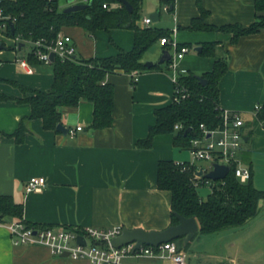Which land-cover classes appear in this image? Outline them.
<instances>
[{
	"label": "crops",
	"instance_id": "obj_1",
	"mask_svg": "<svg viewBox=\"0 0 264 264\" xmlns=\"http://www.w3.org/2000/svg\"><path fill=\"white\" fill-rule=\"evenodd\" d=\"M198 1L209 12L208 24L247 27L255 21V0H173L169 10L164 9L162 0H142L138 25L144 27L143 20L158 12L149 27L169 32L170 40L178 47H187L188 52L182 59H175L174 47L156 42L142 62L159 67L139 73L134 86L129 74L108 75L105 81L114 90L113 126L103 130L89 128L93 106L80 101L75 108L61 110L63 127L68 131L82 128L74 135L45 130L41 120L34 119L26 123L22 143L5 136L30 114L28 104L16 101L23 97L20 87L46 92L53 83V74L51 65H31L27 61L31 49L22 51L29 43L21 42L17 47L13 39L12 45L4 43L5 48L0 50V195L11 196L23 205L25 222L56 228L105 230L121 226L147 231L170 225V194L157 189V164L172 160L196 166L191 152L187 155L193 161L186 157L187 150L173 146L174 134L156 136L150 149L136 147L155 124V110L169 105L174 93L173 72L167 69V61L159 63L164 51L173 59L177 72L196 75L210 71L216 60L227 57V71L218 83L219 107L239 112L243 119L242 132L247 141L239 160L250 169L254 187L264 191V122L255 112L256 106L264 105V29L240 37L235 44L230 42L231 33L187 30L190 21L199 16ZM61 31L72 38L76 56L83 59L115 56L120 50L130 51L134 44V31L129 28L97 31L94 37L79 27ZM212 42L217 43L215 56H200L197 48ZM21 59L32 67V74L19 66ZM2 96L9 99L3 100ZM32 177L46 180L41 192L25 191ZM12 221L15 219L0 217V264H91L53 255L46 247L13 244L5 226ZM231 229L225 244L228 261L264 264V200L259 202L254 218L228 231ZM128 263L172 264L170 260L154 259Z\"/></svg>",
	"mask_w": 264,
	"mask_h": 264
},
{
	"label": "trees",
	"instance_id": "obj_2",
	"mask_svg": "<svg viewBox=\"0 0 264 264\" xmlns=\"http://www.w3.org/2000/svg\"><path fill=\"white\" fill-rule=\"evenodd\" d=\"M126 1L132 8L131 12L118 0H92L91 6L85 10L65 13L64 9H59L58 0H1L3 15L14 20L13 33L10 31V24L4 32L5 37L9 39L26 42L43 39L44 42L50 43L57 33L66 27H79L91 37L101 30L109 32L111 29L129 28L134 31L133 48L128 52L120 50L115 56L106 58L83 59L76 56L75 60L65 62L55 59L51 64L53 83L48 91H32L20 87L23 97L16 101L28 104L30 114L20 121L13 133L4 134L5 136L13 138L16 143H22L27 131L26 123L34 119L41 120L43 129L56 132L57 125L62 121L61 110L75 108L80 101H87L93 106L90 129L103 130L113 126L114 90L113 86L105 81L106 77L119 72L130 75L134 71L141 73L157 69V64L146 68L142 62L143 55L153 44L159 42L160 38L169 37L167 31L138 25L142 0ZM162 2L167 6V10L173 7V0ZM197 7L199 16L190 21L189 26L185 28L187 30L231 33L230 42L235 44L240 37L257 34L264 29V0H255V21L247 27L239 24H208L206 19L209 12L199 1ZM216 45L215 42L202 44L198 54L214 57ZM27 61L31 65L40 64L31 51L27 54ZM169 64L170 60L166 62L167 69ZM227 68L225 57L216 60L210 71L200 75L191 72L179 73L176 87L186 90V98L156 109L155 124L149 127L146 138L136 142V147L150 149L156 136L174 134L173 146L179 150L190 151L191 140L202 139L204 136L201 125L208 131L219 127L222 124V109L219 107L218 83ZM196 76L204 79L206 84H200ZM135 83L131 78V86ZM1 98L9 99L6 96ZM256 117L260 122H264V105L256 112ZM175 125L180 126V129L175 130ZM187 129L190 131L185 133ZM242 161L248 164L246 157H243ZM235 168L236 164H231L229 173L223 180L213 181L210 193L203 200L197 190L207 179H193V172L196 170L194 164L184 162L177 165L172 160L159 161L156 173L157 189L170 194V225L179 223L175 214L194 218L199 227L196 236L198 233L208 235L239 227L254 218L258 213L259 202L264 200V191L254 187L252 177L241 183L235 177ZM195 181L197 185L194 184ZM0 217H10L24 222L27 226L56 228L53 225L25 222L23 205L6 195H0ZM176 240L180 242V245H176L177 250L182 251L193 239L187 245H184L183 238ZM176 240L172 242L175 243Z\"/></svg>",
	"mask_w": 264,
	"mask_h": 264
},
{
	"label": "built area",
	"instance_id": "obj_3",
	"mask_svg": "<svg viewBox=\"0 0 264 264\" xmlns=\"http://www.w3.org/2000/svg\"><path fill=\"white\" fill-rule=\"evenodd\" d=\"M53 1V0H47ZM90 0H71L67 6L88 4ZM1 3V0H0ZM105 8V5L103 6ZM167 10V6L164 8ZM13 19L10 16L3 15V10L0 7V38L5 37L6 31L10 23L13 24ZM151 23L150 18L143 20L144 27H149ZM15 46L21 42L19 39H13ZM31 45V52L40 64L50 66V54L54 55V60L58 59L62 62L73 61L76 57V48L73 44L72 38L59 31L50 43L44 42L43 39L37 41H27ZM160 46L170 45L174 47L175 59H182L184 54L188 52L185 46L178 47L175 42L171 41L169 37H163L159 40ZM19 66L27 73L32 74L33 69L24 59L18 60ZM169 70L173 72L172 80L174 85V93L171 102H179L186 98L187 93L185 89L176 87L177 72L173 59H170ZM138 74L136 71L130 74L134 82H137ZM260 109V106L255 107V112ZM222 124L215 130L208 131L203 125L200 126L203 132L202 139L191 140V155L194 161H206L212 164L226 165L230 169V165L235 163L234 170L235 177L241 182H247L251 177V172L248 167H245L239 160V153L241 151L242 142L244 141V134L242 129L244 127L243 119L239 112L222 110L221 113ZM175 130L180 129V126L175 125ZM81 127L74 130H69V134L74 135L75 132L81 131ZM182 165L183 163H176ZM206 174L202 168H196L193 172V179L199 180V172ZM197 185V182L194 183ZM46 185V180L43 177H32L26 185L25 191L41 192ZM213 181L206 180L203 186H209L211 189ZM6 229L11 235L13 244L26 246H40L48 248L53 255L64 256L73 260H87L91 264H131L129 260H170L172 264H186V255L177 250V246L173 242L162 243L157 247H140L134 250L135 243L115 248L111 245V241L119 236L123 230L121 226H114L108 229H97L93 227L73 229L65 228H42L35 226H27L22 221H12L5 225ZM81 238L84 242H78Z\"/></svg>",
	"mask_w": 264,
	"mask_h": 264
},
{
	"label": "water",
	"instance_id": "obj_4",
	"mask_svg": "<svg viewBox=\"0 0 264 264\" xmlns=\"http://www.w3.org/2000/svg\"><path fill=\"white\" fill-rule=\"evenodd\" d=\"M68 3L71 2V0H67ZM125 9L128 12H131L132 8L129 5V3L126 0H118ZM92 4V0L88 4H78V5H71L67 6L64 9L65 13H73L85 10L89 8ZM158 12H155L151 14V19L155 21L157 19ZM10 31L13 33L14 31V25L10 23ZM5 46L3 43H0V50L4 49ZM199 48H197V52H199ZM171 59V56L167 51H164L162 54V57L159 61V63H163L165 61H169ZM50 60L54 61V55L50 54ZM146 68H150L154 64L151 62L144 63ZM200 84L203 86L206 84V81L202 79L200 76H196ZM56 130L62 133H67V128L63 127L61 124L57 125ZM190 131L189 129L186 130L185 133ZM246 142L247 139H244ZM229 173V167L226 165L221 164H212V169L207 172L206 174H202V172H199V176H202L205 179L211 180V181H218L223 180ZM175 216L178 218L179 223L177 225H169L167 228L163 230H144L142 228H133V229H127L123 228L121 234L114 238L111 241V245L115 248H119L124 245H128L131 243H135L134 250L138 249L143 246H151V247H157L162 243H168L172 242L173 240L183 238L184 245H187L195 236V234L198 232L199 227L194 218H185L181 215L175 214ZM78 242H81L84 244L83 240L81 238H78ZM64 257H67V255H64Z\"/></svg>",
	"mask_w": 264,
	"mask_h": 264
},
{
	"label": "rangeland",
	"instance_id": "obj_5",
	"mask_svg": "<svg viewBox=\"0 0 264 264\" xmlns=\"http://www.w3.org/2000/svg\"><path fill=\"white\" fill-rule=\"evenodd\" d=\"M68 5L67 0H58L59 9H65ZM0 42L5 43L7 45H12L13 41L6 37H1ZM31 49L29 44H25L22 54L28 52ZM152 50H148L144 56L143 60L149 57V53ZM191 53H194V50L191 49ZM245 145V142H242V146ZM188 151H184L186 157H189L188 160H192V158L187 155ZM193 161V160H192ZM198 168H202L205 171L209 172L212 169V163L206 161H194ZM198 195L203 200L206 199L208 194L210 193L211 189L209 186H201L198 188ZM229 229H225L220 231L221 233H212L208 235H202L198 233L193 240L189 243L186 249H182L186 255L185 263L186 264H231L227 258V251L225 248V244L228 239V235L230 234L228 231ZM176 245H180L178 240L175 241Z\"/></svg>",
	"mask_w": 264,
	"mask_h": 264
}]
</instances>
